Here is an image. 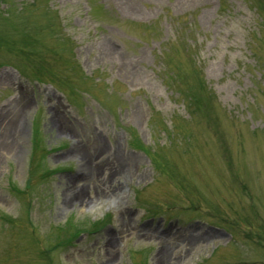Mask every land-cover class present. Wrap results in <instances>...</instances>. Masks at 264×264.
Here are the masks:
<instances>
[{"label": "rangeland", "instance_id": "rangeland-1", "mask_svg": "<svg viewBox=\"0 0 264 264\" xmlns=\"http://www.w3.org/2000/svg\"><path fill=\"white\" fill-rule=\"evenodd\" d=\"M0 63V264H264V0H0Z\"/></svg>", "mask_w": 264, "mask_h": 264}, {"label": "bare ground", "instance_id": "bare-ground-1", "mask_svg": "<svg viewBox=\"0 0 264 264\" xmlns=\"http://www.w3.org/2000/svg\"><path fill=\"white\" fill-rule=\"evenodd\" d=\"M22 104H23L22 100H19V102L16 105L14 104L12 107H5L6 110L4 111L3 114H2L3 109H0V113L2 114V118L0 117L1 118L0 122H2L0 124V130L4 129V128H5L4 130H8V127L12 123L13 119L16 118V116H15L16 112L18 111V109L21 107ZM1 114H0V116H1ZM4 130H3V133L7 132ZM6 143H8L6 138H2V140L0 139V149H2L4 147V145H6ZM81 158H82L81 160L83 161L85 169H93V167H91L90 165L87 166V164H89V162L87 159H85V157H81ZM117 160H118V162H120L122 160V158L118 155L116 161ZM78 189H82V188L79 187Z\"/></svg>", "mask_w": 264, "mask_h": 264}, {"label": "trees", "instance_id": "trees-1", "mask_svg": "<svg viewBox=\"0 0 264 264\" xmlns=\"http://www.w3.org/2000/svg\"><path fill=\"white\" fill-rule=\"evenodd\" d=\"M198 97L197 96H194L193 99H192V103L196 104L198 102Z\"/></svg>", "mask_w": 264, "mask_h": 264}]
</instances>
